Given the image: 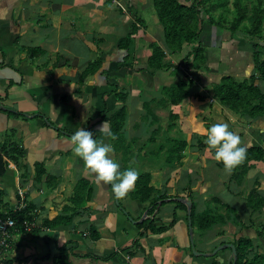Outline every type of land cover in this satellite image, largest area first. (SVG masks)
I'll return each instance as SVG.
<instances>
[{"label":"crops","instance_id":"0c3cea01","mask_svg":"<svg viewBox=\"0 0 264 264\" xmlns=\"http://www.w3.org/2000/svg\"><path fill=\"white\" fill-rule=\"evenodd\" d=\"M151 2L152 0H0V138L5 139L4 143H0V149L6 144L8 152L15 146L24 151V156L17 161L12 158L9 160L6 174L0 177V189L5 190L9 198L7 202L15 208L20 202L17 189L24 184L30 202L35 206L39 203L46 205L45 210L50 213L51 218L60 212L61 206L68 203L73 195V186L81 177L94 184L91 200L85 208L79 210L80 214L69 225L47 228L43 220H34L35 225L41 226L37 233L16 230L3 254L6 260L12 259L10 264H52L57 248L66 245L72 246L71 259L74 264H209L213 260L209 255L214 245L227 242V224H217L205 232L211 233L207 234L203 245L197 248L198 235L203 233L196 235V229L193 228L194 247L191 249V233L185 218L188 209L178 205V201L183 202L179 197L196 201L194 191L199 190L201 179L205 180L204 183L211 181L209 185L205 184L207 187L217 188L222 184L226 187L227 179H231L233 169L225 171L223 163L221 162L222 166L219 165L220 162L215 159L211 149L210 152L204 151L203 158L206 161L195 156L199 152L192 148L198 145L195 138L199 136L197 131L203 133L201 128L195 124L197 128L188 129L189 133L183 134L180 126L185 120L193 123L194 118H197L196 109L202 105L195 103L196 100L211 109L213 103H207L212 98L199 100L196 95H192L182 104L170 105L171 110L179 115L176 126L170 130L173 133L170 136L181 137L188 142L180 161L172 165L165 163L166 152L162 151L163 163L153 166L151 161L152 158L156 160L154 156L143 153L142 158L147 161L144 167H148L151 173V185L158 192L160 189L162 194L169 196L158 201L159 207L152 214L149 210L154 207L153 204L141 203L134 198L131 194L133 188L121 197L125 200L124 205L120 198L117 203L111 184H97L94 175L85 169L83 160L73 151L71 137L80 127L88 130L93 127L95 137L114 144L111 135H105L99 129L105 122L101 120L102 116H110L120 107L115 93L117 85L120 86L119 89H126L129 94L127 127L133 119V130L146 134L150 132L149 125L145 121L144 125L140 119L145 114L144 101L160 99L164 85L181 79L184 68L174 72V68L170 67L155 74L148 68V58L152 54L151 44L163 43V37L155 34L148 23L147 7ZM136 24L138 29L129 47L125 48V43L119 45ZM159 26L162 31L160 24ZM36 48L42 50L35 54L29 52V49ZM180 56H170L172 63L177 64ZM97 59L101 60L100 69L81 83L83 72ZM229 59L224 67L219 63L220 67L217 68L222 67L219 74L231 72L240 78L249 76L238 71L240 65L244 70L241 59ZM138 66L144 69L141 71ZM167 73L172 75L171 81L157 85ZM205 74H210L211 78L214 74L217 75V71L209 66ZM138 77L143 81L139 90L133 84L134 78ZM203 79L207 81L205 76ZM204 80L194 85L192 92L201 91L203 86L205 91L209 89L207 92L211 93L212 85L206 89ZM189 103L192 110L187 106ZM156 105L154 102L152 106L158 113L162 108ZM237 122L238 127L231 124L229 126L241 137L244 145H264V118L248 121V125L239 120ZM107 128L110 132L108 122ZM160 135L164 137L162 133ZM150 136L151 133L139 141H135L133 135L127 137L126 142L131 145L127 159L121 151L112 154L122 170L125 169V164L128 165L127 168L142 167L141 155L134 154L130 157V153L135 148L144 146L141 141L147 140L148 143ZM161 144L167 148L170 143L165 139ZM206 149L209 148L204 150ZM37 162L44 165L47 173L57 178L54 187L52 183L55 178L47 183L46 174L39 181L36 180ZM135 163L139 165H133ZM206 167L213 168L209 176L202 172ZM190 170L196 174L200 170L202 175L192 177ZM253 170L255 173L251 174ZM247 174L248 181L253 179L251 189L258 179L256 185L261 186L259 191L264 196V161L255 162ZM184 180L187 182L184 183ZM247 196L248 194L244 196L243 202ZM163 201L166 203L162 204ZM222 204L225 207L227 201ZM243 205L250 216L262 210L254 212L245 203ZM198 209L202 210L201 207ZM146 214L147 218L159 217L154 222L156 226L170 224L175 216L177 221L159 234L151 233L153 231L149 228L145 231V228L137 227L139 222L132 221ZM262 222L264 223V215L255 219L251 229L246 228L240 234L251 235L252 231L260 228ZM243 223L250 226L253 224L252 220L251 223ZM92 227L99 232V238L91 236ZM222 228L226 231L219 235ZM193 248L206 252L207 255H196ZM148 249L154 251L150 257L146 254ZM218 252L215 257L220 263L227 264V260H230L227 252Z\"/></svg>","mask_w":264,"mask_h":264},{"label":"trees","instance_id":"16d2710c","mask_svg":"<svg viewBox=\"0 0 264 264\" xmlns=\"http://www.w3.org/2000/svg\"><path fill=\"white\" fill-rule=\"evenodd\" d=\"M259 1V3H256L254 0H199L196 4L194 0H152L157 14L158 23L163 30V43L159 44L158 42H153L151 44L152 54L148 58V68L150 72L155 74L161 70L169 69L170 67H173L174 72H177L184 68L183 65L187 67L186 70H188L189 65L191 64L194 65L193 67H195V70L197 71L203 70L205 73V71L209 70L206 47L200 43V36L204 30L206 22L216 26L220 36L219 40L221 42L224 40L222 34L229 35L230 39L234 37H247L251 41L255 40V38L262 39V31L264 28V5L262 0ZM218 6H221L222 10L225 12L220 13L218 17H216L213 13ZM228 13H234L232 18L228 17ZM137 29L138 26L136 24L132 31L119 43V45L122 46V43H125L123 44L125 45V48L129 47ZM260 42L261 41L253 43V68L248 77L239 78L231 72H222L219 74L217 71V74H219L218 79L213 80L210 83L212 85L211 93L202 89L193 94L191 89L194 85L200 83L201 76L198 74L196 75L195 73H193L194 75H186V79L181 78L175 83L163 86L162 91L166 97V102H164L165 99L159 100L157 98L153 99L151 102L144 101L143 109L145 114L142 119L148 121L150 125H153V122L151 121L155 120L157 111L152 106V102H156V106L163 109L164 106H159L160 104L167 103L168 101L172 106H177L190 98L192 94L196 95L199 100L212 98L213 101L218 102L224 108L229 109L242 117H246L247 122L254 121L261 117L264 118V58H262L261 49L259 48L261 46ZM217 47L220 52L224 54L223 51H221L223 43L218 44ZM41 50L42 49L40 48L29 49V52L35 54ZM174 55L182 56L180 63H172L170 56ZM229 58H227V60ZM191 60L192 63H190ZM100 67V59L91 62L83 72L80 82L83 83L87 76L97 72ZM138 68H141L142 70L144 69L140 66H138ZM119 88L120 86L117 85L115 93L120 101V107H118L110 116H102L101 120L107 121L110 125V132L112 133L111 138L114 143L115 151H121L125 159H127L131 146L126 142L128 138L125 136V126L129 115V94L126 89ZM169 116L171 122L165 130L161 131V133L164 135V139H167L170 143L165 150V163L172 165L176 161L182 159L183 151L188 142L181 137H171L167 135L170 130L176 126V120L179 117V115L173 111H170ZM157 130H155L150 136V141L155 140L156 137L154 134L160 132ZM198 140V146L202 148L210 147L206 144V141H201V137ZM164 148L165 146H160V150H163ZM210 149L213 153L215 152V149L212 147H210ZM23 156L24 151L20 149V147L15 146L8 152L7 145L5 144L0 149V177L6 174L9 160H11V158L17 161ZM257 161H264V145L261 143H253L251 146L247 147L246 157L241 161L243 171L238 170L240 162L233 168L231 176L234 177L239 184H242L246 175L244 172L249 170V168ZM123 167H125V165ZM44 174H46L47 183L51 178H55L54 183H52L53 186L51 185L54 187L57 178L47 173L44 165L37 162L35 165L36 180L39 181ZM256 182H258V179ZM256 182L254 187L248 193V196L245 198V205L254 212L264 207V196L259 191L261 186L256 185ZM155 190V187L151 185V173L146 171L138 175L131 194L134 198L139 199L141 203L149 202V204H153L152 206L154 207L149 210V213L152 214L157 208L158 201L169 197L166 194L159 193ZM92 192L93 186L90 180L81 177L75 185L72 197L69 199L70 204L66 205L64 210L54 219H44L43 224L47 228L69 225L74 218L80 214L79 210L85 208V206L80 208L82 203H88L91 200ZM6 199L7 196L5 190L0 189V218H14L16 221L14 231L20 230L27 232L28 230H25V221L32 222L35 220L33 218L34 212L32 211L33 204L26 201L24 207L20 208L18 206L12 208ZM215 199L220 200L218 197ZM165 203L166 202L164 201L162 202V204ZM178 205L187 210V205L185 203L178 201ZM120 207L122 206L120 205ZM225 207L228 209V213L211 210L208 205L204 209L199 210L198 203L192 200L191 220L193 228L196 229V235L199 233H205L217 224L224 226L228 224V222L238 221L239 217L235 214L238 209L230 202H227ZM186 217L188 219V214ZM156 220H159V217H149L142 222L137 223V227L145 228V231L150 229V231L153 232H163L176 223L177 217L175 216L172 222L168 225L156 226L154 225ZM252 222L253 224L250 226L245 225L241 220L239 223L241 227L234 234L239 231L242 232V230L246 228L251 229L255 224V218L252 219ZM40 227H34L32 229L33 233H37L38 230H40ZM90 231L93 238H99L100 234L95 227H92ZM225 231L226 230L222 228L219 235H222ZM262 231H264L263 222L260 228L255 229L257 236L248 234H241L239 236L233 235L227 243H233L235 245L237 254L236 256L233 254L231 260H227V264H264V232ZM217 246L218 245L215 244L210 252L212 253ZM190 248L192 249V246ZM57 250V254L54 257L52 264H74L71 259V245L58 247ZM220 251H230L229 253L231 254L232 247L228 246ZM3 253L4 252L2 251V255ZM218 253L209 255L213 258L209 264H223L215 257ZM4 261L6 264H10L12 259ZM36 264L43 263L36 262Z\"/></svg>","mask_w":264,"mask_h":264},{"label":"rangeland","instance_id":"374dc122","mask_svg":"<svg viewBox=\"0 0 264 264\" xmlns=\"http://www.w3.org/2000/svg\"><path fill=\"white\" fill-rule=\"evenodd\" d=\"M194 1H195L196 4L199 2V0H194ZM254 1L256 3L260 2L259 0H254ZM262 2H263V5H264V0H262ZM222 12H225V11L222 10L221 6H218L214 10L213 14L216 17H218V15L220 13H222ZM147 15H148L147 16L148 17V23L152 27L153 32L155 34H157L158 36H160V38H162L163 37V30L161 31L159 23H157V14L155 12V7L153 5V2H151V4L147 7ZM233 15H234V13H228V17L229 18H232ZM155 16H156V19H155ZM226 17H227V12H226ZM155 25H157V28H155ZM222 36L224 37V40L221 42L219 40L220 36L218 34V29L216 28V26L211 25L208 22H206V24L204 26V30H203V32H202V34L200 36V43L203 44L206 47V55L208 56V64L210 66V69L216 70V71L219 72V71H221L222 67H224V65L227 63V61L230 60V59L227 60V58L234 57L235 60L241 59V63H242L243 68H244V70H242V66L240 65L238 67V68H240V70H238V71L240 73H244L245 76L250 75V73L252 72V68H253V66H252L253 65L252 64V52H253V49H254V46H253L254 42L261 41L260 42L261 46L259 48L261 49L262 58H264V28H263V31H262V37L263 38L262 39L255 38V40H253V41H251L247 37H234V38L230 39L229 35H227V34H225V35L222 34ZM222 43H223L224 50L222 48L221 51H223L224 54H222V52H220L219 48L217 47L218 44H222ZM207 47H209V49ZM183 55H184V53H183ZM177 60H178V63H180V61L182 60V56H180ZM190 63H192V60L190 61ZM219 63L221 65H223L221 67V69L217 68V67H220ZM239 63H240V61H239ZM193 66L194 65H192V64L189 65L188 70H186L187 67H185L183 65L184 69H183V75L181 76V78L183 77V79H186L185 75H191V74L195 73L196 75L197 74L200 75L201 76L200 80L203 81L204 79H202V78L205 76V79H207V81L204 80L206 82H203V85L206 83L207 85H206L205 88L207 89V87L209 85H211L209 83L211 81L215 80V79H218V77H219L218 74L217 75L214 74L211 78H209L210 74H208V76H206V74H205L206 71H205V73L203 72V70L197 71V70H195L196 68L193 67ZM141 71H142V69H141ZM173 77H174V74H173ZM238 77L240 78V76H238ZM171 79H172V75H170V73H167L166 77H163L161 79V82H158L157 85L161 84L164 81L170 82ZM208 80L210 82H208ZM133 82H134L133 84L136 87L138 86L137 87L138 90L141 88L140 85L143 84L142 79L139 78V77L138 78H134ZM202 89H203V86H202ZM208 90H206V91H208ZM193 94H195V93L193 92ZM131 96H133V95H130V97ZM159 97H160L159 100L165 99L164 102H166V97H165L164 94L160 95ZM142 99H144V98H142ZM153 103L154 102H152L151 104L153 105ZM195 103H197L199 105H202V106H199V108L196 109L197 118L196 119L194 118L193 123L188 122V121L185 120L184 123L180 124V126L183 129V134H185V133L188 134L189 133L188 129L191 130L193 128H197V125H198L201 128L200 130L203 133L200 134L201 132L197 131L199 133V136L197 138H195L197 140L201 137V141H206V135H204V133L206 134V131H207L208 127H210L214 123L226 122V123L231 124V125H236V123H238L237 121L239 120L242 123L248 125L246 117H242L239 114H236V113L230 111L229 109H225L224 107L222 108L221 105L218 102L213 101V99H209L208 103L206 101L207 104L213 103L211 109H208L205 103H198L197 100H196ZM197 104L195 106H197ZM170 105L171 104L168 101H167V103H162V104L159 105V106H162V107L164 106V108H166V109H160L159 110L160 112L157 113V116L155 115V120L151 121V122H153L152 123L153 125H150L148 123V121H145L144 119H142V117L140 118V119L143 120V124L144 125H145V123L147 125H149L148 131H150V132H147L146 134H144V133L139 134L138 131L133 130V128H132L133 119H132V123H131V125L129 127H127V125H126V134H125V136L129 137V136L133 135L134 138H135V141H139L140 139L147 138V136L150 133L152 135L153 132L155 130H157V129H158L157 131H160L158 134H154L155 137H156L155 141H154L155 143L152 142V141H148V143H147V140L141 141V142L144 143V144H142L144 146L139 147V149L135 148L134 151L132 153H130V157L132 155H134V154H137V155L140 154L141 155L140 159H141L143 157V153L146 152L148 155L151 154V156H154V158L156 159V160H154L152 158L151 162H153L152 163V164H154L153 166L161 165L162 157H164V156H162V155H164L162 151H165L166 148H164L163 150H160V146H162L161 142L163 143V141L165 140L164 137H162L160 134H161V131L165 130L166 127H168V124H170V122H171L169 115H170V111H172V110L170 108ZM187 106L191 109V107H190L191 103H189V105H187ZM144 121H145V123H144ZM134 123H136L135 120H134ZM195 124H197V125H195ZM236 127H238V126L236 125ZM90 130H92L95 133V130L93 129V127H91ZM171 131L167 134L168 136L173 134ZM183 134H182V136H183ZM148 139H150V138L148 137ZM4 141H5L4 137H1L0 138V143H4ZM205 148H209V149L204 150ZM205 148H202V147H200L198 145L197 146L195 145V147L192 148V150L193 151L198 150L199 153L197 155H195V156H198L201 160L206 161V159L203 158V157H205L204 151H208L209 150V152H210V147H205ZM157 158H159V159H157ZM143 159L144 158H142V160ZM145 162H147V161L143 160L142 167L137 169L139 174H141L143 172H146V171H149L148 167H144ZM133 165H139V164L135 163ZM219 165L222 166V163L220 162ZM127 167H128V165L125 164V169ZM212 169H213L212 167H208V168L206 167V168L203 169L202 172H204L205 175L209 176L212 173ZM250 169H251V167L249 168V170L244 172V174L246 173V175H245V179H244L242 184H239L234 177L230 176L231 179H227L226 187H224L223 184L219 188L212 187V186L207 187L205 184L209 185V182H211V181H208L207 183H204L205 180L202 181V179H201V181L199 183V186H198L199 190L197 192L194 191V195H195L194 198H195V200L198 203V207H201L202 209H204L208 205V207H210L211 210L221 211V212L223 211V213H228L229 212L228 209H226V207H224V205L222 204V202H225V201L231 202L232 205L238 209V210H236V213H235L239 217L238 221L236 220V221H233V222H228V224H227L228 225L227 226V241L229 239H231L233 235H235V236L236 235L237 236L241 235L239 233L241 231H239L238 233L234 234L235 232H237V230L240 229L239 228L240 227L239 223H240L241 220L244 221V222H247V223H251V220L253 218L257 219V218H259L260 215H264L263 214V209L264 208H262L261 211L255 212L251 216L249 215L247 210H244V207H245L243 205L245 203V202H243L244 201V196H246L250 192L251 187L253 186V179H249V181H248V177H247V175H248L247 173H249ZM238 170L239 171H243L242 162L240 163V165H238ZM198 171H199L198 174H196L195 171L190 170L189 174L192 177H194L196 175L197 176L202 175V172L200 170H198ZM254 173H255V170H253V172L251 174H254ZM183 182L185 183V182H187V180H184ZM23 185L24 184L19 185V187L17 189V195L20 197L21 196V195H19L20 194V190L24 191V193H25V201L30 202V199H29L30 197L27 194L28 190L25 189V186H23ZM92 186L94 188V184L93 183H92ZM74 188L75 187L73 186V190H74ZM158 190H159V193H160L161 190L160 189H158ZM189 192L193 193V191H189ZM72 194H73V191H72ZM234 196H237V197H234ZM71 197H72V195H71ZM216 197H219L222 201H220V202H219V200L217 201L215 199ZM8 199L9 198L7 197L6 201H8ZM120 200H121V202H123L122 204L124 205L125 204V200L123 198H120ZM120 200H119V202H120ZM116 202L119 203L118 201H116ZM30 203L32 204V202H30ZM85 203L86 202H83L82 206L80 208H83L84 206H86L87 203H86V205H85ZM68 204H70V201H68V203L65 204V206L68 205ZM65 206H61L59 208L60 212L55 214L54 216H52L50 218L49 217L50 213L45 210V208L47 207L46 205L42 206V203L41 204L39 203L38 206L33 205V208H32V211L34 212L33 218L35 219L36 222H41L42 220L44 221V219H49V220L50 219H54L57 215H59L64 210ZM48 207H50V206H48ZM147 207H149V205H147ZM157 207H159V202H158ZM36 209H37V211H35ZM47 209H50V208H47ZM215 211H213V212H215ZM145 216H146L145 219H147V214ZM185 218L187 219V217H185ZM27 222H29V221H27ZM30 223H31V225H30V228H29L28 232L33 234L32 229L34 227L37 228L38 226L35 225L33 221L30 222ZM262 232H264V231H262ZM151 233L159 234L160 232L156 231V232H151ZM208 233H211V232H208ZM207 234L203 233V235L202 234L198 235L199 242L196 241L197 248L200 247L199 245H203V241L205 240ZM246 234L250 235L249 233H246ZM251 235L252 236H257V234L254 231H252ZM226 243L227 242H225L224 244H226ZM145 252H146V250H145ZM229 252L230 251L227 252V254H228L227 257H228V259L230 258V260H231V258L233 257V253L231 252V254H230ZM146 254H148L147 257H150L151 254H154V251H151L150 249H148ZM211 254H213V252ZM4 260H6V258ZM5 264H6V262H5Z\"/></svg>","mask_w":264,"mask_h":264},{"label":"clouds","instance_id":"9594fccd","mask_svg":"<svg viewBox=\"0 0 264 264\" xmlns=\"http://www.w3.org/2000/svg\"><path fill=\"white\" fill-rule=\"evenodd\" d=\"M99 132L112 135L105 121ZM74 153L80 157L85 169L94 175L97 184H111L117 198L124 197L134 186L138 178V170L132 167L121 169L120 163L113 158L115 147L94 136L92 130L78 128L71 137ZM206 144L215 149V159L223 163L225 171H231L247 154V146L241 137L226 122H218L208 127Z\"/></svg>","mask_w":264,"mask_h":264},{"label":"built area","instance_id":"2783aa9c","mask_svg":"<svg viewBox=\"0 0 264 264\" xmlns=\"http://www.w3.org/2000/svg\"><path fill=\"white\" fill-rule=\"evenodd\" d=\"M21 199L18 204L20 208L24 207L26 205L25 201V193L24 191L20 190ZM17 206V207H18ZM30 222L25 221V230H29L30 228ZM16 221L14 218L8 217V218H0V264H5L4 257L2 255V251L4 252L5 248L9 245L11 236L15 230Z\"/></svg>","mask_w":264,"mask_h":264},{"label":"water","instance_id":"95a60500","mask_svg":"<svg viewBox=\"0 0 264 264\" xmlns=\"http://www.w3.org/2000/svg\"><path fill=\"white\" fill-rule=\"evenodd\" d=\"M179 200L183 201L184 203H186L187 205V209H188V224H189V230H190V233H191V241H192V247H194V240H193V225H192V220H191V211H192V201L187 199V198H184V197H179L178 198ZM116 201L119 202V198L116 197ZM145 215L143 217H141L140 219L138 220H133L134 222H142L144 219H145ZM232 247V253L236 256L237 254V250H236V247L233 243H226V244H221L219 245L218 247L215 248V250L213 251V254H216L219 250L225 248V247ZM193 253L194 254H202V255H207L206 252H201V251H198L197 249L193 248Z\"/></svg>","mask_w":264,"mask_h":264}]
</instances>
